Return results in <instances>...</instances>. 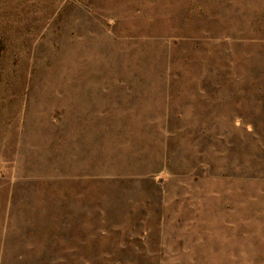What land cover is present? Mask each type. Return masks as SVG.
<instances>
[{
  "label": "rangeland",
  "instance_id": "obj_1",
  "mask_svg": "<svg viewBox=\"0 0 264 264\" xmlns=\"http://www.w3.org/2000/svg\"><path fill=\"white\" fill-rule=\"evenodd\" d=\"M0 264H264V0H0Z\"/></svg>",
  "mask_w": 264,
  "mask_h": 264
}]
</instances>
